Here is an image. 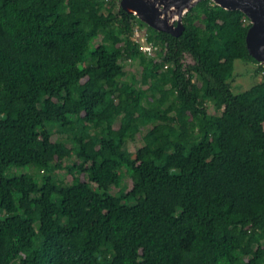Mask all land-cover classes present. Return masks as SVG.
<instances>
[{"label":"trees","instance_id":"obj_1","mask_svg":"<svg viewBox=\"0 0 264 264\" xmlns=\"http://www.w3.org/2000/svg\"><path fill=\"white\" fill-rule=\"evenodd\" d=\"M118 7L0 0V264H264V65L249 19L202 0L177 37ZM129 60L147 77H124ZM237 62L259 77L238 92ZM217 99L224 118L208 110Z\"/></svg>","mask_w":264,"mask_h":264},{"label":"water","instance_id":"obj_2","mask_svg":"<svg viewBox=\"0 0 264 264\" xmlns=\"http://www.w3.org/2000/svg\"><path fill=\"white\" fill-rule=\"evenodd\" d=\"M200 1L202 0H118L124 11L137 16L147 26L177 37L185 30V15ZM212 1L227 11L239 10L249 18L251 26L246 36L247 49L250 55L264 65V0Z\"/></svg>","mask_w":264,"mask_h":264},{"label":"rangeland","instance_id":"obj_3","mask_svg":"<svg viewBox=\"0 0 264 264\" xmlns=\"http://www.w3.org/2000/svg\"><path fill=\"white\" fill-rule=\"evenodd\" d=\"M138 26L140 27L139 28L140 29V34L139 35L136 34V29L138 28ZM134 37L138 38L139 42L140 41L141 42L144 41V42H146L149 45V47L151 46V44H150V43H152L151 33L148 30V27H146L145 25H143L141 23H136L135 24V26H134ZM158 50H159V47L155 45V48L153 49L151 54H149L147 52H145V54L148 55L149 57H154L157 54ZM189 61L191 63H193L192 60L189 59ZM256 67H257V65H255V64H245V63L237 62V64H236V73L238 75H236L235 81L233 83L234 84V90L236 92H238L239 90L248 89L252 84H254V83H256L258 81L259 77L258 76H256V77L253 76V74L255 73ZM170 68H171V66H170ZM131 73H135L137 75L138 80L147 77V72L142 70V68H140L138 65H133L132 62L129 60L123 75H124V77H126L129 74H131ZM207 107H208V110L211 113V115L214 116L215 118H217V117L218 118H224V116H225L224 105H223V103H222V101L220 99H217L216 102L209 101L207 103ZM160 121H162V120H157V122H160ZM118 126H119V124L117 122L115 127H118ZM114 134L115 133H113V135ZM113 139H114V137H113ZM142 145H143V141H142L141 137H138L134 141H130L128 143V147L130 148L131 151H136ZM21 150H22V152L24 154L32 153V149L28 145H23ZM64 157H65V155H62L60 157V159L62 160ZM65 158H64L65 160L64 159L63 160L67 164H70L71 162H74L76 165L79 164L78 159L74 155H71V146H69V152L66 154ZM58 174L59 175H65V180H67V181H72L73 180V174L71 172L66 173L64 170H59ZM80 178L83 180L84 175H80ZM97 207H98L99 210L106 211L108 209V207H109V203H100V204L97 205Z\"/></svg>","mask_w":264,"mask_h":264},{"label":"built area","instance_id":"obj_4","mask_svg":"<svg viewBox=\"0 0 264 264\" xmlns=\"http://www.w3.org/2000/svg\"><path fill=\"white\" fill-rule=\"evenodd\" d=\"M245 21H247V20H245ZM140 27L138 26V28L136 29V34L137 35H139L140 34V29H139ZM136 38V37H135ZM136 41L140 44V48H141V50H143V52L145 53V52H147V53H149V54H151V52L153 51V49L155 48V45L153 44V43H150L151 44V46L149 47V45L146 43V42H144V41H138V38H136Z\"/></svg>","mask_w":264,"mask_h":264},{"label":"bare ground","instance_id":"obj_5","mask_svg":"<svg viewBox=\"0 0 264 264\" xmlns=\"http://www.w3.org/2000/svg\"><path fill=\"white\" fill-rule=\"evenodd\" d=\"M181 8V7H180ZM175 10H177V9H175Z\"/></svg>","mask_w":264,"mask_h":264}]
</instances>
